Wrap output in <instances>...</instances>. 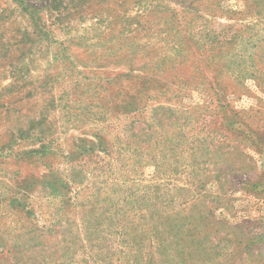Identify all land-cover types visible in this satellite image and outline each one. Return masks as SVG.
<instances>
[{
    "label": "rangeland",
    "instance_id": "374dc122",
    "mask_svg": "<svg viewBox=\"0 0 264 264\" xmlns=\"http://www.w3.org/2000/svg\"><path fill=\"white\" fill-rule=\"evenodd\" d=\"M261 3L0 0V264L125 263L161 208L264 264Z\"/></svg>",
    "mask_w": 264,
    "mask_h": 264
},
{
    "label": "trees",
    "instance_id": "16d2710c",
    "mask_svg": "<svg viewBox=\"0 0 264 264\" xmlns=\"http://www.w3.org/2000/svg\"><path fill=\"white\" fill-rule=\"evenodd\" d=\"M57 1V0H54ZM25 2V0H23ZM83 2V1H80ZM78 2V3H80ZM263 3V5H262ZM261 6H258L256 8H250L251 11H254L257 13V15L261 14L264 12V0H262ZM63 2L59 1L57 4V8L59 12L61 13V5ZM81 5L78 4L81 7L80 12L84 9ZM251 4H248V6ZM26 6L31 9L37 10L35 5L32 4H26ZM66 8V6H64ZM38 25V24H35ZM43 26L42 30L37 33H33L32 29L29 33L24 32L26 35H24L26 38L25 40H30L35 37H38L41 32L43 31ZM25 40H21L20 43L22 42V46H18L13 49L6 50L8 54H14V52L19 51L20 55H23L27 51V41L24 42ZM32 41V40H31ZM32 48V45H30L29 49ZM19 55V56H20ZM124 80L126 83L129 82V80L132 78L131 75L127 74L123 76ZM124 81H113L114 83L109 84V86H106V88L111 89V88H121L124 86L125 82ZM127 99H130L128 97ZM99 145H102L104 143L103 138H99ZM84 142V140H82ZM91 146V149H94V143ZM104 149V148H103ZM89 151V150H86ZM65 186L62 185L61 189L63 191V188ZM55 189H58V186H55ZM155 206L154 203L149 204V207ZM156 209V206H155ZM157 210V209H156ZM157 212L156 216L151 217V230L149 232H144L142 231L143 236L138 233L136 234H131L128 231H122V237L124 240H126L127 235H129V240H131V243L133 244V247H129V249L125 252V255L129 256L122 264H155L156 262L158 264H165V262L169 264H195L197 261L198 257L202 255L209 256L213 255L212 258H218L220 254V248L222 247L218 242L217 245L212 242V240L209 242V245H204L203 239L206 237H211L210 230L207 229V217L208 216H200V221L204 222L206 229L203 228L201 230V226H197L194 221L191 219V216L189 215H183L182 214H169L166 213L162 208ZM221 223L224 222L220 221ZM99 229L97 226H95L93 229H90L92 231H96ZM130 233V234H129ZM92 235V233H91ZM237 241L230 237L229 235H225L227 242H231L234 240L237 245H234V249L231 252L235 253H246V255L252 254L254 256L255 249L253 246H259L262 247L264 246V236L262 235L261 238H259V241H253L250 244L244 245L243 248H240V244L242 247V243L245 240V238H242L244 235H240L239 233L237 234ZM256 237V236H255ZM148 238L149 243V248L146 249L148 246L145 244L144 240ZM263 238V239H262ZM211 239V238H209ZM127 241V240H126ZM126 244L129 245L128 242ZM95 246V245H94ZM257 248V247H256ZM144 249V250H143ZM219 249V250H218ZM159 256V258L157 257ZM217 255V256H216ZM227 255V254H225ZM133 257V258H132ZM206 260L205 258H201ZM211 258H209L210 260ZM134 261V262H133ZM232 264H235L232 263Z\"/></svg>",
    "mask_w": 264,
    "mask_h": 264
}]
</instances>
